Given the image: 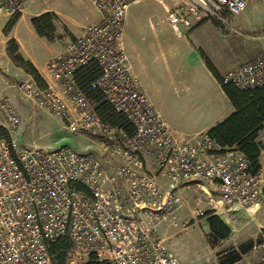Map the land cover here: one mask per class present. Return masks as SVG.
Instances as JSON below:
<instances>
[{"label":"built area","instance_id":"obj_1","mask_svg":"<svg viewBox=\"0 0 264 264\" xmlns=\"http://www.w3.org/2000/svg\"><path fill=\"white\" fill-rule=\"evenodd\" d=\"M32 0H0V16L22 13ZM141 0H89L97 21L45 63L43 85L28 78L23 96L72 134L97 145L20 149V116L0 100V264H54L52 247L67 241L65 264L93 257L106 264H179L162 234L176 225L186 197L193 213L225 225L253 223L264 241V154L254 165L223 148L205 131L170 128L132 68L123 43L130 6ZM172 32L182 36L205 21L238 15L245 0H152ZM97 66L87 96L77 72ZM222 83L238 90L264 86V49L227 72ZM107 103L129 127L103 120ZM89 150V149H88Z\"/></svg>","mask_w":264,"mask_h":264},{"label":"rangeland","instance_id":"obj_2","mask_svg":"<svg viewBox=\"0 0 264 264\" xmlns=\"http://www.w3.org/2000/svg\"><path fill=\"white\" fill-rule=\"evenodd\" d=\"M43 14L51 15V40L39 37L31 24ZM223 19L226 23L210 20L199 25L212 30L193 34L195 28L177 37L155 1L141 0L128 10L123 43L132 68L168 126L181 133L207 132L233 112L208 64L222 80L264 49V0H245L240 14H224ZM95 21L97 15L89 0H32L22 13L0 16V100H8L19 113L18 148L68 146L100 153L95 151L97 145L70 133L58 119L23 96L19 85L33 77L13 60L20 57L44 77L46 61ZM260 139L264 152V130ZM193 208L192 198L186 197L176 212V225L162 228L179 264L264 262V241L253 223L242 220L226 225L228 236L216 239L209 231L206 214L196 215Z\"/></svg>","mask_w":264,"mask_h":264},{"label":"trees","instance_id":"obj_3","mask_svg":"<svg viewBox=\"0 0 264 264\" xmlns=\"http://www.w3.org/2000/svg\"><path fill=\"white\" fill-rule=\"evenodd\" d=\"M31 24L39 37L51 40L54 27L50 14H43L40 17L33 18ZM14 50L13 54L16 52L15 48ZM13 60L23 67L37 83L43 85L41 76L29 62L23 61L18 56H14ZM208 68L213 77L219 81L221 90L233 107V112L227 118L211 127L207 133L219 146L237 149L255 165L262 148L260 135L264 130V86L250 90H238L231 85L223 84L215 69L209 64ZM98 74V68L94 64L80 69L76 74L79 88L96 102H100L101 97L90 90V84ZM97 110L103 120L124 128L129 127L127 120L115 114L109 104L101 103ZM206 216L208 217L207 224L210 233L216 239H225L230 232L229 228L218 217L208 214ZM68 247L67 241L57 242L53 245L52 252L56 254L53 260L54 264H65L66 254L64 250L68 249ZM83 264L106 263H98L95 258L89 257Z\"/></svg>","mask_w":264,"mask_h":264},{"label":"crops","instance_id":"obj_4","mask_svg":"<svg viewBox=\"0 0 264 264\" xmlns=\"http://www.w3.org/2000/svg\"><path fill=\"white\" fill-rule=\"evenodd\" d=\"M25 10V9H24ZM23 10V11H24ZM202 24V23H201ZM201 24H199V25H201ZM199 25H197L196 27H194V28H192V29H195L196 28V30L193 32V34H196V33H200V32H204V31H207L206 29H208V28H210V26H205V25H203V26H199ZM191 29V30H192ZM211 30H212V28H210ZM190 30H186L185 31V33H188ZM184 33V34H185ZM30 62H32L31 61V59H28ZM41 74V73H40ZM41 77H43V76H41ZM18 112V111H17ZM210 127H208V128H206V130H208ZM202 130H204V129H202ZM201 131V130H200ZM191 133H194V132H191ZM190 134V133H189ZM172 252V251H171Z\"/></svg>","mask_w":264,"mask_h":264}]
</instances>
